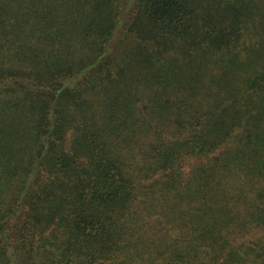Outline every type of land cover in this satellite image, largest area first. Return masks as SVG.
Here are the masks:
<instances>
[{
	"label": "trees",
	"instance_id": "trees-1",
	"mask_svg": "<svg viewBox=\"0 0 264 264\" xmlns=\"http://www.w3.org/2000/svg\"><path fill=\"white\" fill-rule=\"evenodd\" d=\"M0 264H264V0H0Z\"/></svg>",
	"mask_w": 264,
	"mask_h": 264
}]
</instances>
